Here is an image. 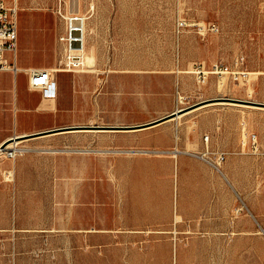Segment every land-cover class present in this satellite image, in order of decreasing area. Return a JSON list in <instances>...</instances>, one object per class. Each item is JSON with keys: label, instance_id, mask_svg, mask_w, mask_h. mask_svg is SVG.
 <instances>
[{"label": "rangeland", "instance_id": "rangeland-1", "mask_svg": "<svg viewBox=\"0 0 264 264\" xmlns=\"http://www.w3.org/2000/svg\"><path fill=\"white\" fill-rule=\"evenodd\" d=\"M68 2L62 7L64 13ZM58 3L43 0L34 11L52 20L61 17ZM79 9L81 15H93L86 20L85 42L95 63L86 70L68 66L67 45L60 40L63 50L56 66L64 69L55 70L61 90L53 110L36 111V104H30L32 110L27 111L51 113L38 122L37 131L91 124L136 127L202 101L205 92L215 91L222 97L243 95L261 103L243 105L264 113V0H80ZM178 17L189 23L180 33ZM51 24L50 49L56 31ZM213 24L217 30H210ZM50 58L55 61V55L19 52L20 61L32 65ZM100 62L106 68H100ZM216 63L229 72L210 74L207 82H199L195 67L211 68ZM230 71H247L248 75L232 80ZM25 78L22 70L19 87L32 98L36 94L26 91ZM2 80L0 72V86ZM76 80L80 96L74 100ZM0 113H11L10 107ZM214 121L221 132L215 141L230 145L232 118ZM255 122L256 131L264 134V116ZM180 123L190 126L187 142L194 147L200 142L193 152L207 160L220 151L207 148L201 124L191 118H181ZM172 126V120L166 121L157 134L69 130L23 140L21 152L10 149L9 154L0 155V264H174L176 247L169 243L172 231L148 223L138 228L119 214L131 210L132 204L125 200V177L117 173L120 164L124 171L150 168L157 150L141 152L145 150L141 146L153 137L168 142ZM223 151L227 157L233 153ZM234 152L236 157H226L223 168L228 171L230 188L240 193L241 229L234 245L218 248L223 249L226 264H232V255L237 253L240 264H264V144L257 150L245 146ZM180 166L176 165L172 190L175 207L182 190ZM149 178L139 186L140 192L151 193ZM188 249L192 261L182 257V264L208 260V247Z\"/></svg>", "mask_w": 264, "mask_h": 264}, {"label": "crops", "instance_id": "crops-1", "mask_svg": "<svg viewBox=\"0 0 264 264\" xmlns=\"http://www.w3.org/2000/svg\"><path fill=\"white\" fill-rule=\"evenodd\" d=\"M42 1L43 0H19L18 50L16 55V66L18 70L17 72L0 71L3 76L2 85L0 86V109L10 107L11 110V113H0V144L15 135H29L54 129L50 128L37 131L38 122L42 123L44 115L51 113H27V111L32 110L30 104H36L34 108L36 111L47 112L53 110V106L61 90L60 78L59 76L57 77L58 71L55 70L64 69L56 66V58L60 57L63 50L60 36L64 32L66 33L67 26L69 28L70 25H66V21L63 17L56 16L51 20L45 16L42 18L40 14H37L34 11V6L41 5ZM79 1L80 0H69L67 13L64 14L68 17H73V15L83 17L84 26L82 25V32L85 38L86 20L87 18L90 19L93 15L86 17L85 15L79 14ZM65 4L66 0H59L58 5L62 11V7L65 6ZM51 22H53L54 26L53 31L56 30L54 31L56 38L54 36L52 49H50L48 44L49 41H47L48 32L52 26ZM86 44L85 42V47L87 49ZM20 51H22V53L39 51L40 53L43 52L48 54V56L49 54L50 56L55 55V61H52L50 58L49 61L51 60V62L48 61L39 65L29 64L30 61H26L25 59L21 62L19 59ZM88 53L91 55L90 51H88ZM65 57H67V52ZM65 63L67 64L66 60ZM94 63L93 57V59L81 69L86 70L87 68H92ZM99 66L100 68H106V63L103 64L100 62ZM34 68L49 69L52 71V81L49 88L36 90L30 87L29 70ZM22 70L27 74V78L23 81L24 88L27 92L36 94V96L32 98L26 96L24 91L22 92L19 87L18 76ZM230 78L234 80L231 75ZM107 81L109 82V80ZM108 84L109 83H106V87ZM75 87L74 100L78 98L77 96H80V93H77V80ZM218 94V91L205 92L203 96L205 99L222 97ZM241 96L243 95L231 98L247 100ZM222 103L224 102L214 101L205 103L195 109L193 108L192 113H187L179 118H184V120L191 118L195 123L201 124L202 130L209 137L208 141H206L207 148L211 146V148L220 149V151H232L233 153L228 155L227 160L231 157H236L234 151L241 150L245 148V146L249 147V137L251 133H256L258 135L259 144L262 146L264 144V134L256 131L255 119L258 116H264V113L252 109L249 105L236 102H230V105H222ZM220 109H222V113H219ZM214 110L217 111V113H213ZM229 117L232 118L231 144H219L215 140L221 132L219 133L214 120L219 118L224 120L225 118L229 119ZM179 118H172V125L174 123L175 126H172L168 142L162 138L153 137L141 146L145 149L141 152H147V149L157 150V153H155L154 157L151 159L152 165L150 168L134 167L124 171L122 165H119L120 167L117 169L118 176L125 177L123 180L127 182L126 186L128 187L125 200L127 203L132 204L131 210L128 212L122 211L119 212V214L122 218L127 219V221L129 220L128 223L135 224L138 228H142L148 223L152 224L155 229L172 231V235L169 236V243L176 247L174 248V264H182L183 258L185 262L192 261L189 259L192 250L188 249V247L192 245L208 247V260L201 264H226L223 249L218 247L231 244L234 245L239 240L241 229L240 193L237 192L235 188H230L228 184L230 183V178L227 177L228 171H224L223 168V164L227 160L220 166L219 170L207 160L203 159L200 152H193L192 150L198 148L200 142L198 146L194 147L193 143L186 141V135L190 132V126L187 123H180ZM165 122L166 121L142 128L127 130H138L139 132L144 131L157 134L161 133V126ZM40 126L43 125L41 124ZM85 131H91V129H86ZM58 133L61 132L46 135ZM210 136H212L211 142H209ZM37 137L41 136L26 138L24 140ZM45 150L57 151V149L50 148ZM179 164L181 166L178 172V182L182 183V190L179 197L180 202L178 201V207H175L172 190L175 181V168L176 165L179 167ZM147 177H150L149 179L151 181L149 185L152 191L149 194H145L139 190V186L143 184L144 179H147ZM226 177L228 183L226 182ZM233 186L235 187L234 183ZM187 230L200 231L202 234L200 237H190L183 233ZM175 231L178 232L173 234ZM230 231H232L233 237H230ZM235 234L236 236H234ZM220 250H222V253H220ZM232 264H240L239 253H237L236 256L232 255Z\"/></svg>", "mask_w": 264, "mask_h": 264}, {"label": "built area", "instance_id": "built-area-1", "mask_svg": "<svg viewBox=\"0 0 264 264\" xmlns=\"http://www.w3.org/2000/svg\"><path fill=\"white\" fill-rule=\"evenodd\" d=\"M19 11L20 5L19 0H0V71H13L17 72L16 66V55L18 50V29H19ZM58 13L63 17L67 24L70 25V29L65 34L60 36V40L64 41L65 44L71 47V41L73 39L71 35V21L73 17L81 18L82 23L84 22L83 17L74 15L68 17L64 14L62 9L59 7ZM189 23L182 17H178L177 31L181 32L182 28L187 26ZM210 30H217L216 25H211ZM63 63V62H62ZM73 66L78 67L76 64ZM69 66V65H68ZM227 69V67H226ZM223 64H213L211 68H205L202 65L195 67L194 72L197 75V79L201 83H205L208 80L210 74H223L229 72L226 70ZM231 76L234 80H239L240 77H247V71H230ZM52 71L49 69H30L29 70V85L32 89L43 90L49 88L52 76ZM208 135L205 136V141H208ZM249 147L257 150L259 148V138L256 133H251L249 137ZM215 156H210L207 161L211 163L215 168L220 170V166L225 162L227 153L225 151L213 152ZM10 155H13L11 152Z\"/></svg>", "mask_w": 264, "mask_h": 264}, {"label": "water", "instance_id": "water-1", "mask_svg": "<svg viewBox=\"0 0 264 264\" xmlns=\"http://www.w3.org/2000/svg\"><path fill=\"white\" fill-rule=\"evenodd\" d=\"M82 23V19L81 18H77V17H73L71 24L72 26L78 27L80 25H76L78 23ZM76 30H72V41H71V47H81L82 46V41H80L78 38V36H75L74 34H76ZM214 101H228V102H236V103H248V104H253V105H257V104H261L258 103L256 101H250V100H243V99H236V98H231V97H217L214 99H205L202 101H199L197 103H194L192 105H189L187 107L175 110L165 116H162L160 118H157L155 120L149 121L147 123H144L142 125L139 126H114V125H74V126H67V127H57L54 129H50V130H46V131H41V132H37V133H33V134H29V135H15L10 137L9 139L5 140L3 143L0 144V147L4 148L6 146V144L10 141V140H24L26 138H32V137H36V136H42V135H46V134H51V133H56V132H64V131H69V130H86V129H91V130H95V129H134V128H142V127H146V126H150V125H154L160 122H163L165 120H168L170 118H175L177 117L179 114L184 113L188 110H191L193 108H196L198 106H201L205 103L208 102H214Z\"/></svg>", "mask_w": 264, "mask_h": 264}, {"label": "bare ground", "instance_id": "bare-ground-1", "mask_svg": "<svg viewBox=\"0 0 264 264\" xmlns=\"http://www.w3.org/2000/svg\"><path fill=\"white\" fill-rule=\"evenodd\" d=\"M74 16V15H73ZM76 25H80L78 27H75V26H71V33H72V30H76V34H74L75 36H78L79 40L82 41V46L81 47H70L68 44H67V57H65V60L67 62V65H72V64H76L78 65V67L80 68H83L88 62L91 61V59H93L92 56L89 55L86 47H85V41H84V33L82 32V25L83 23H78ZM84 26V25H83ZM84 28V27H83ZM70 29V26L68 28V31ZM84 31V30H83ZM59 69V68H58ZM62 69V68H61ZM79 70V69H78ZM84 70V69H82ZM193 110L189 111V112H184L182 114H179L176 118H179V117H182L184 115H186L187 113H192ZM180 119V118H179ZM171 119L169 120H165L167 122L171 121ZM23 141V140H10L6 146L4 148L0 147V155L6 153H8V151L10 149L13 150H17L19 149V152H21L23 150V148L19 147V144L20 142ZM9 154V153H8Z\"/></svg>", "mask_w": 264, "mask_h": 264}]
</instances>
